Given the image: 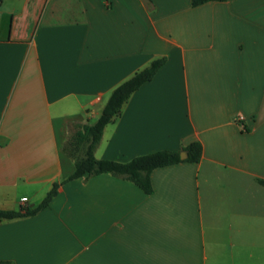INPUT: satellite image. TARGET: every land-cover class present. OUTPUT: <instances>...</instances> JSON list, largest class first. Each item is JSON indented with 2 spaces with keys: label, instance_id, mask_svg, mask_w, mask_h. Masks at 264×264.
<instances>
[{
  "label": "crops",
  "instance_id": "obj_1",
  "mask_svg": "<svg viewBox=\"0 0 264 264\" xmlns=\"http://www.w3.org/2000/svg\"><path fill=\"white\" fill-rule=\"evenodd\" d=\"M158 56L94 155L195 140L198 159L154 167L149 192L108 172L61 183L0 219V264H264V0H0V209L71 173L67 124Z\"/></svg>",
  "mask_w": 264,
  "mask_h": 264
},
{
  "label": "trees",
  "instance_id": "obj_2",
  "mask_svg": "<svg viewBox=\"0 0 264 264\" xmlns=\"http://www.w3.org/2000/svg\"><path fill=\"white\" fill-rule=\"evenodd\" d=\"M204 1L207 0H190V3L196 5ZM163 62L164 56L154 57L146 65L136 69L130 76L115 85L93 121L69 122L67 124L69 134L62 144V150L73 160L72 172L59 181L53 182L36 204L22 203L17 209H0V219L37 213L48 205L50 199L56 194L58 186L72 178L108 172L114 176L128 179L145 192H149L151 190L149 173L154 167L183 160L196 161L200 155L201 146L195 140L181 147L186 152L183 158L179 156L178 150L170 149H157L137 154L126 161L98 158L94 155V149L100 139L103 126L119 113L121 105L131 92L144 81L149 80ZM257 181L264 186V179L257 178Z\"/></svg>",
  "mask_w": 264,
  "mask_h": 264
},
{
  "label": "built area",
  "instance_id": "obj_3",
  "mask_svg": "<svg viewBox=\"0 0 264 264\" xmlns=\"http://www.w3.org/2000/svg\"><path fill=\"white\" fill-rule=\"evenodd\" d=\"M234 119L240 122L243 119V116L241 114H237L235 115Z\"/></svg>",
  "mask_w": 264,
  "mask_h": 264
},
{
  "label": "water",
  "instance_id": "obj_4",
  "mask_svg": "<svg viewBox=\"0 0 264 264\" xmlns=\"http://www.w3.org/2000/svg\"><path fill=\"white\" fill-rule=\"evenodd\" d=\"M179 156L182 158L185 156V151L184 150H181L179 151Z\"/></svg>",
  "mask_w": 264,
  "mask_h": 264
},
{
  "label": "rangeland",
  "instance_id": "obj_5",
  "mask_svg": "<svg viewBox=\"0 0 264 264\" xmlns=\"http://www.w3.org/2000/svg\"><path fill=\"white\" fill-rule=\"evenodd\" d=\"M91 121H93V119H91L90 122H91ZM68 134H69V132H68Z\"/></svg>",
  "mask_w": 264,
  "mask_h": 264
}]
</instances>
